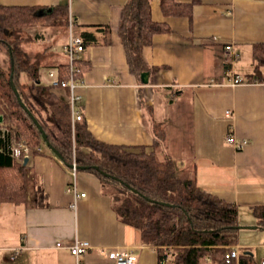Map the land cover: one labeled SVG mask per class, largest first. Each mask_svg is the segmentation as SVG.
Returning a JSON list of instances; mask_svg holds the SVG:
<instances>
[{
    "label": "crops",
    "instance_id": "0c3cea01",
    "mask_svg": "<svg viewBox=\"0 0 264 264\" xmlns=\"http://www.w3.org/2000/svg\"><path fill=\"white\" fill-rule=\"evenodd\" d=\"M128 1L0 0V5L44 6L51 12L67 3L77 33L98 40L80 54L85 74L76 90L93 136L127 147L159 142L161 161L169 156L179 169L195 171L199 187L238 207L240 226L259 227L240 230L234 247L240 256L232 264H240L247 252L261 264L264 229L253 210L264 206V68L255 73L253 51L264 44V0H199L192 19L167 15L162 0H150L152 18L170 31L155 34L143 49L145 63L157 68L149 72L148 84L130 71L119 33ZM106 26L105 35L98 28ZM234 76L244 82L233 85ZM229 135L247 141L245 148L229 144ZM38 147L22 163L26 201L0 203V264H115L101 248L133 250L136 264H159L141 232L118 218L95 174L78 169V189L87 196L72 209L66 192L71 166L45 142ZM76 239L93 246L79 259L70 251Z\"/></svg>",
    "mask_w": 264,
    "mask_h": 264
},
{
    "label": "trees",
    "instance_id": "16d2710c",
    "mask_svg": "<svg viewBox=\"0 0 264 264\" xmlns=\"http://www.w3.org/2000/svg\"><path fill=\"white\" fill-rule=\"evenodd\" d=\"M198 2L162 0V9L167 15L192 19V7ZM68 18L67 3H59L51 12L44 6L0 5V50L6 51L10 65L8 72L0 69V115L19 127L36 153V147L44 142L42 133L21 106L14 91L17 88L62 161L71 166L75 159L78 166L89 167L87 171L95 174L110 194L118 218L141 232L143 244L157 252L159 264H228L225 256L238 245L241 225L235 204L203 190L195 171L190 176L189 170L179 169L171 157L161 161L157 141L152 147H127L97 140L84 118L83 102L77 104L82 120L73 125L69 90L42 82V53L30 56L23 50L27 42L24 31L37 25L67 28ZM100 28L105 35L110 30L109 26ZM168 31L166 23L152 18L150 0H129L124 6L119 33L130 71L139 80L143 72L157 71L145 63L143 49L152 44L155 34ZM80 34L86 47L98 43L93 34ZM253 60L258 74L264 68V44L254 46ZM76 66L75 79L83 83L84 62L79 59ZM54 67L62 82L69 79L68 63ZM0 148V203L22 204L27 198L25 167L10 157L7 144L1 142ZM253 214L264 229V206L254 208ZM240 264L259 263L247 252L241 254Z\"/></svg>",
    "mask_w": 264,
    "mask_h": 264
},
{
    "label": "built area",
    "instance_id": "2783aa9c",
    "mask_svg": "<svg viewBox=\"0 0 264 264\" xmlns=\"http://www.w3.org/2000/svg\"><path fill=\"white\" fill-rule=\"evenodd\" d=\"M68 40L63 46V52L68 57V66H69V79L62 82L60 79V73L58 69L49 70V77L51 79V84L54 87H62L69 90L70 103L72 109V122L73 125L76 121L82 120V113L77 109V104L80 101V97L77 95L76 90L81 83L76 81L75 76L78 74V68L76 62L80 59V54L85 51L86 46L84 40L80 34L77 33V24L73 16L68 18ZM244 80L238 76L233 77V85L242 84ZM15 126L11 124L4 125L0 122V145L1 142L7 144L5 150L10 157L24 163L25 159H28L33 153V149L30 144L24 139H18L15 133ZM228 143L233 145L237 150L245 148L247 141L237 140L233 135H229L227 139ZM2 149L0 148V151ZM37 151H41L40 147H36ZM77 173L78 165L73 160L71 167H69L70 181L67 185L66 192L70 194L73 198L71 208L76 209L79 200L87 196L86 193L80 192L77 185ZM57 246H62L61 243H58ZM93 246L88 241H81L76 239L74 243L70 246L71 253L79 259L87 252L91 251ZM101 254L108 257L115 264H136L137 255L133 250H119L116 248H101L99 249ZM240 252L237 248H232L225 256L226 263L231 264L233 260L239 258ZM261 264H264V258L261 260Z\"/></svg>",
    "mask_w": 264,
    "mask_h": 264
},
{
    "label": "rangeland",
    "instance_id": "374dc122",
    "mask_svg": "<svg viewBox=\"0 0 264 264\" xmlns=\"http://www.w3.org/2000/svg\"><path fill=\"white\" fill-rule=\"evenodd\" d=\"M50 33H51V35H50ZM23 36H24V38H26V41H27V42L23 43V45H22L23 50L30 53V56H35L38 54V52L42 53L41 54L42 68L40 70V76H41L43 83L50 84L51 79L48 75L49 67L54 66L59 62L68 63V57L63 52V44L65 43L66 37L68 36V29L67 28H60V27H49V26L37 25V26L31 27L29 29H26L24 31ZM46 38H51V40H48L49 43L43 42V39H46ZM49 46H50V48H49ZM9 66H10L9 65V57H8L6 51L1 47V50H0V69L4 70L5 72H8ZM0 117H3V120H1L0 122H2L4 125L11 124V125L15 126V128H16L15 133H16L18 139H24L29 143V140L26 137H23L21 135L20 129L16 124L8 123V121H6L4 119L3 115H0ZM148 118H150V117L148 116ZM31 148H32V146H31ZM82 172H84V171L79 170V174H81ZM189 175L192 176L191 170H189ZM246 231H248V230H246ZM246 231H242V232H246Z\"/></svg>",
    "mask_w": 264,
    "mask_h": 264
},
{
    "label": "water",
    "instance_id": "95a60500",
    "mask_svg": "<svg viewBox=\"0 0 264 264\" xmlns=\"http://www.w3.org/2000/svg\"><path fill=\"white\" fill-rule=\"evenodd\" d=\"M149 75L150 73L149 72H143L141 74V81L143 84H148L149 82ZM14 91L20 101V104L21 106L27 111V113L32 117V119L34 120V123L39 127V130L40 132L42 133V138H43V141L47 144V146L50 148V150L52 152H54L60 159H61V156L59 154V152L50 144L49 140H48V137H47V134L45 133L44 129L40 126V124L38 123L37 119H35V117L32 115V113L27 109L26 105L22 102L21 100V97H20V94L17 90V88L14 87ZM3 120V117H0V121ZM27 162H28V159H25V162H24V165L26 166L27 165ZM89 167H80L78 166V169L79 170H87ZM95 169H98V167H95ZM105 174V173H103ZM107 176H109L108 174H105ZM136 192V191H135ZM163 205H167L169 206V204H166V203H163ZM259 227L257 226H239V229H257Z\"/></svg>",
    "mask_w": 264,
    "mask_h": 264
}]
</instances>
